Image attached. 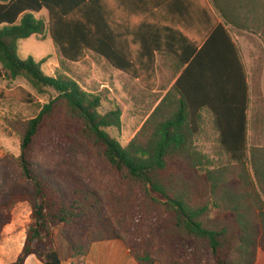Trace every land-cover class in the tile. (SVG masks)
Masks as SVG:
<instances>
[{
  "label": "trees",
  "instance_id": "1",
  "mask_svg": "<svg viewBox=\"0 0 264 264\" xmlns=\"http://www.w3.org/2000/svg\"><path fill=\"white\" fill-rule=\"evenodd\" d=\"M210 1L222 21L203 1L209 17L202 14L200 50L191 48L183 61L187 67L133 139L122 146L107 131L121 129V106L101 113V93L87 91L64 73L46 75L44 60L19 57V42L48 31L64 62L81 61L92 51L148 91L157 84L153 60L147 66L129 62L124 54L120 57L117 47L105 43L101 25L93 28L87 0H0V80L22 77L39 93L52 88L58 94L25 123L20 155L0 158V164L14 159L21 178L31 184V191L17 190L8 186V177L0 171V234L11 222L16 203L28 201L32 206L23 249L12 264H24L31 254L43 264H62L53 237L57 226L64 228L70 258L88 253L77 229H72L82 212L79 199L36 173L30 159L33 142L61 105L81 121L78 133L96 154L158 211L166 237L192 242L200 252L204 248L212 264H256L258 250L264 251V146H248L249 79L229 27L264 37V0ZM43 10L48 20L36 16ZM9 97L36 102L23 87L9 91L0 86V99ZM204 110L213 115L228 160L225 165L215 166L195 146ZM131 250L140 263L154 262L146 250L134 245Z\"/></svg>",
  "mask_w": 264,
  "mask_h": 264
},
{
  "label": "rangeland",
  "instance_id": "2",
  "mask_svg": "<svg viewBox=\"0 0 264 264\" xmlns=\"http://www.w3.org/2000/svg\"><path fill=\"white\" fill-rule=\"evenodd\" d=\"M36 16L48 20L46 10ZM229 32L241 52L249 79L248 146H264V37L250 30L241 31L233 27H229ZM18 55L21 59L44 60L42 70L46 75L64 73L87 91L101 93L104 96L101 113L109 111L111 106H121V129L110 128L107 131L122 146L133 139L162 97V94L153 93L154 90H145L136 79L120 73V70L92 51H88L81 61L64 62L48 31L44 35H33L21 40ZM162 85H166L164 80ZM0 86L9 91L23 87L36 97L34 104H26L13 97L0 99V129L9 134L13 142V152L6 155L16 158L21 152V135L25 123L58 94L52 88L39 93L22 77L13 82L0 80ZM46 122L31 147L33 170L59 184L67 194L74 193L79 199L82 212L72 229H77L75 234L88 246V251L89 239L114 238L124 243L138 263L131 250L133 245L149 252L154 260L152 264H212L211 254L204 248L200 252L192 242L164 235L160 225L164 221L160 219L158 211L143 201L137 190L122 181L105 158L96 154L91 144L78 133L81 121L67 113L63 105ZM195 146L215 166L228 163L218 142L213 115L208 110L202 112ZM249 168L251 170V166ZM0 171L8 177L5 179L8 186L31 191V184L21 178L14 159H5L0 164ZM24 202L30 205L32 214L31 204ZM63 229V226L54 228L56 248L60 240L67 243Z\"/></svg>",
  "mask_w": 264,
  "mask_h": 264
},
{
  "label": "crops",
  "instance_id": "3",
  "mask_svg": "<svg viewBox=\"0 0 264 264\" xmlns=\"http://www.w3.org/2000/svg\"><path fill=\"white\" fill-rule=\"evenodd\" d=\"M203 1L221 22L210 0H87V13L92 17L93 28L98 30L101 25L105 43L117 47L120 57L124 54L129 62L147 66L153 60L157 77L153 93L162 94L161 101L187 67L183 61L191 48L198 46V52L202 46V14L208 16ZM145 70L146 67L141 69ZM162 80L166 85H162ZM247 119L249 122L250 105ZM12 148L11 136L0 129V158L12 153ZM30 214L27 202L13 207L12 220L0 234V264H12L21 253ZM56 244L62 264H140L119 239H89L87 255L74 258H69L67 243L60 240ZM24 264L43 263L31 254ZM256 264H264L261 249Z\"/></svg>",
  "mask_w": 264,
  "mask_h": 264
}]
</instances>
